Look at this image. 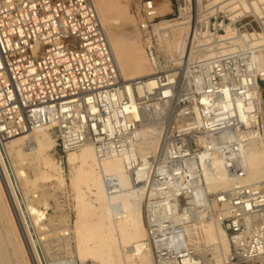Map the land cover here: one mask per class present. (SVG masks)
<instances>
[{
	"label": "built area",
	"instance_id": "obj_1",
	"mask_svg": "<svg viewBox=\"0 0 264 264\" xmlns=\"http://www.w3.org/2000/svg\"><path fill=\"white\" fill-rule=\"evenodd\" d=\"M161 1L133 2L146 58L155 68L154 90L140 97L138 91L146 86V80L128 82L122 77L95 0H0V150L12 137L46 128L55 134V149L63 155L91 145L100 161L122 158L131 175L146 160L140 185L146 189L147 198L140 201L145 206L148 228L154 242L175 239L168 255L160 257L157 248H152L154 261L178 264L175 257L187 254L186 237H183L186 219L175 222L186 211L177 208L184 203L186 194L183 158L196 161L199 154L185 155L180 147L185 127H178L175 113L179 105L171 106L174 74L164 71L160 61L156 25L166 17L159 14ZM251 51L246 46L237 57L243 69L239 71L234 66V70L240 79L233 82L223 79L219 66H215L206 84L197 81L199 98L206 93L212 104L210 109L199 107L198 98L193 108L194 114L199 108L201 128L207 132L213 118L221 115L212 125L217 130L210 134L234 127L246 131L244 136L235 137L236 145L222 139L219 142L222 149L219 157L232 181L230 189L214 201L219 206V214L215 216L220 219L230 243L226 264H264V182H245L247 170L237 163L242 142L264 141V123L249 127L242 121L237 125L236 118L228 119L229 110L224 106V91L235 102L255 91L247 82L251 76H256L262 88L263 73L250 59ZM235 54L227 55L226 60L233 59ZM164 90H169L170 95L163 101L157 95ZM156 104H161L162 111L149 115V108ZM168 111V117L174 115L173 123L177 126L171 137L161 134ZM194 123L189 126L195 127ZM145 127L158 129L157 150L144 151L141 130ZM104 183L110 196L118 193L115 176L104 175ZM223 206L224 216L220 211Z\"/></svg>",
	"mask_w": 264,
	"mask_h": 264
},
{
	"label": "bare ground",
	"instance_id": "obj_2",
	"mask_svg": "<svg viewBox=\"0 0 264 264\" xmlns=\"http://www.w3.org/2000/svg\"><path fill=\"white\" fill-rule=\"evenodd\" d=\"M168 1L167 4L160 6V15L165 11L164 9L168 10L171 8V0ZM193 1V5L197 4L196 6L199 7V10L202 9L203 0ZM224 1L225 0H210L209 6L212 7V5L216 6L219 4L222 6ZM95 3L102 23L107 31L106 25L117 24L116 20L110 18L111 13L114 12V8L109 0H96ZM226 3H230V6L224 9L212 7L209 9L211 11L210 14L215 15L219 12L226 11L231 12L232 15L236 14V17L250 14L253 17H258L257 19L262 20L264 24V0H227ZM235 7L237 8L236 10L233 9ZM195 10L196 9H194L193 12ZM191 15L193 14L191 13ZM244 17L245 16L242 18ZM195 19L196 18H194V20ZM244 21H246V19ZM204 22H206V20ZM209 22H206L207 25ZM258 22L259 21H257V23ZM246 23H248V21H246ZM183 24L184 23L174 26L170 24V21H160L156 25L160 37L162 40L164 38V43L174 49L173 51H167L165 53H169L175 57L176 51L178 55H180V58L175 60L176 62L178 61L177 65H180V61L183 63V54L187 46L189 53H191L189 60L193 57L196 49L202 46L204 47L209 43H211L212 47L219 43L222 46L228 42L233 43L235 40L241 39L251 42V49L253 50L257 47L264 46V30L262 31L260 29L261 32H258L253 29H247L245 33L242 34L237 29L232 28L231 25H223L222 27L225 29L226 34L216 37V34L214 36L209 30L206 32H198L194 21L193 24L191 22V35L190 40L189 37L186 39L189 42L187 43L183 40L185 38L184 36L187 35L185 33L187 30L186 28L181 29L179 39L174 37V29H177L181 25L183 26ZM109 39L118 61L122 77L128 82L137 79L146 80V86L138 91L140 97L146 96L147 93H152L155 87V81L153 79V75L155 74L154 66L151 63L139 65L140 63L138 62L140 61H138L136 57L131 56L124 62L123 56L125 49L123 44L120 42L119 38H114V40H112L109 36ZM212 47L210 49H212ZM143 51L145 54L144 47ZM129 52H131V50ZM262 56L260 59L254 56L253 62L256 64L257 60L260 72L263 73L262 80H264V56ZM187 58L188 57L185 59ZM128 67L131 68L133 73L128 75L129 77L127 78L124 69ZM144 68L147 69L144 70ZM249 80L247 81L248 84L250 82L251 85L255 87V91L247 93L236 102L231 94L224 91V106L229 110V112H227L228 119L236 118L237 125L245 121L247 126L256 127L260 123V117H263L264 114L262 106V88L259 86L256 76H251ZM169 95V90H164L163 93H159L157 96L164 101ZM211 104L210 97L206 93L200 96L199 107L207 106L208 109H210ZM149 109V115L153 113L151 114L153 116L154 113H160L162 111V106L161 104H156ZM198 109L196 108V110H194L196 120L193 124L195 125L194 128L197 129L203 126L201 121L202 117L198 114ZM138 116L140 120H143L141 113H139ZM220 118L221 115L213 118L212 125H214L216 119ZM212 125L208 127V132H215L217 130L213 128ZM158 132V129L153 127H145L141 130L144 151L157 150L156 143L158 141ZM254 133L255 132L252 134ZM214 134L224 141L235 138L232 136L231 129L219 130ZM210 144L211 143L207 145L204 152L199 154L198 161L202 165L209 162L210 167L208 170H205L208 191H219V189L225 191L230 189L232 181L227 173L224 161L216 152H213V147H211ZM28 145H30V147H27ZM54 147L55 140H53L52 134L49 133L48 129L41 128L32 131L28 130L24 134L12 137L7 140L4 149L0 150V218L6 221L7 226L10 224L12 225L13 218H10V208L8 209L6 202H4L5 198L11 206L21 232L20 237L23 239V243L19 241L20 238L16 234L14 227L12 228L11 226L7 230L6 242H1L0 240V264L3 262L4 256L2 254L6 245L12 248L16 258H22L24 264H30V260L34 264H44L45 262H43L42 256L46 257V254H44L45 252L43 253L46 246L43 248L40 236L36 237V232H38L36 227L39 225H36L35 217L39 215V212L34 211L30 213L31 207L29 209L28 205L24 203L28 194L24 195L19 181L23 182L21 184H24L27 188L28 186H34L33 188H35V185L37 187V184L44 180L57 181L60 187H64L66 182L63 177V169L61 166H58V163H56L49 154ZM238 150L240 158L237 160V163L247 170L245 182H264V143L254 140L246 146L241 144V148ZM67 157L69 166L72 169L70 184L75 196L74 200H76L75 206L77 212V220L74 229H69L68 231V233L72 235L71 241L75 249L72 257H70L71 264H85L87 262H92L94 264H155L154 257L151 255L155 247L158 250V256L162 257L164 254L168 255V248L174 244L173 242L175 239L173 237L171 239H156L154 242L148 228L145 212L142 211V214L140 211L142 207L139 197L143 194H147L144 186L140 185V182L144 180L145 176L144 170L147 165L146 160L144 161L143 167H140L136 170L135 174L131 175L128 173L122 158H110L105 161H100L95 149L91 145H85L77 151L69 152ZM27 164L36 171V176L33 180L29 179L30 175L28 176L26 172H24L25 167H22L24 165L28 166ZM104 175L115 176L118 182L116 186L119 187L117 194L113 196L109 195L104 183ZM215 191H213V193H215ZM31 196L32 195L29 194L27 198L31 200ZM199 196L200 194L196 192L195 195L191 197V200L185 204L188 206L186 211L191 210L190 208L195 206L196 199H198ZM33 202L37 203L36 201H32V205H34ZM220 211L222 216H224L225 206H223V209ZM183 218L186 219L185 215L177 216L175 222L180 223V220H184ZM194 221L195 223L191 225L186 223L183 224V237H186L187 254L175 257L178 264H201V262L192 257V255L195 251L202 252L205 251V249L212 251L214 260L217 259L219 264H221L220 261L222 263L226 261L230 252V243L227 233L221 227L218 216L213 215L206 217L202 212H198ZM32 230L35 231V233ZM33 233L36 235L34 236ZM35 237L37 240H35ZM27 258H30V260L28 261Z\"/></svg>",
	"mask_w": 264,
	"mask_h": 264
},
{
	"label": "rangeland",
	"instance_id": "obj_3",
	"mask_svg": "<svg viewBox=\"0 0 264 264\" xmlns=\"http://www.w3.org/2000/svg\"><path fill=\"white\" fill-rule=\"evenodd\" d=\"M96 1V0H95ZM210 0H203L202 3V9L199 10V7H197V4H194L193 0H171L170 1V9H164L165 11L161 15H166L165 18H162L160 21H170L171 25H181L177 29H174V37L176 39H179V33L182 28H186V34L184 37V42H188V37L190 40L191 35V25L193 24V21L196 23V29L198 32H206L207 30L210 31V33L216 37L225 35V29L222 27L223 25H231L232 28L237 29L240 33L244 34L247 29H253L258 32H261V30H264V24L262 20L257 19L258 17L252 16V15H242L237 16L236 14L232 15L231 12H219L218 14L211 15L210 10L212 7H217L218 9H224L228 6H230V3H226L227 0L223 2V7L221 4L219 5H210ZM111 5L114 8V12L111 13L110 18L116 20L117 24L112 25H106L107 31L109 33V36L112 40L114 38H119L120 42L124 46V56L123 61L125 62L126 59L131 57H136V59L140 62L139 65H145L149 62L146 60V54H144L143 51V40L141 36V32L139 30V25L136 17L134 16L133 12V2L134 0H109ZM169 2L168 0H163L159 2L158 7L160 8L161 5L167 4ZM245 2V1H244ZM237 3V1H236ZM187 9V11H186ZM196 9L194 12L193 10ZM236 10L237 8H233ZM191 13L193 15H191ZM201 14V15H200ZM211 15V16H210ZM233 20H232V18ZM194 16V17H193ZM245 16L244 18H242ZM236 17V18H234ZM194 18H196L194 20ZM239 18V19H238ZM201 19V22H200ZM248 23H246V21ZM203 20V21H202ZM209 22L207 25L206 22ZM197 21V22H196ZM253 21V22H252ZM257 21H259L257 23ZM192 22V24H191ZM200 22V23H199ZM250 22V23H249ZM206 23V24H205ZM201 24V25H200ZM247 24V25H246ZM187 25V26H186ZM201 26V27H200ZM208 27V29H207ZM200 29V30H199ZM261 29V30H260ZM178 30V31H177ZM177 32V33H176ZM188 32V33H187ZM228 32V31H227ZM115 35V36H114ZM178 35V36H177ZM113 36V37H112ZM187 36V38H186ZM158 38H161L160 35ZM161 42V43H160ZM262 43V42H261ZM159 45H160V61L161 66L164 71H168L169 74H174V82H175V88L172 93L171 98V106L173 103H176L175 105H179L176 107V118L178 122V127L184 128L182 141L180 143V147L183 151V153L189 154L193 156V154H201L206 150V147L209 143L210 146L213 147L215 152L222 151L221 147L219 146V142L222 141L219 139L215 134H210L205 130V128H194V126H189L190 124L195 122V114L193 113V108L196 107L197 100L199 98L200 89L198 87L197 81H201L202 85L206 84L207 78L211 75V72L215 70V66H219L220 68V75L223 79L228 81H235L239 77V73H237L234 70V66L237 69V66L239 68V71L242 68V62L237 57L241 56V50L244 47L252 48V43L249 41L244 42L241 39L235 40L233 43L228 42L227 44H224L221 46V44H216L212 47L211 43H209L206 46H202L194 51L193 57L189 60L190 54L188 51V46L185 48L184 54H183V63L180 61V65H177L178 61L175 60L180 58L178 55V52L175 51V57L173 55H170L169 53H165L167 51H173L171 47L167 46L164 43V38L162 40L159 39ZM162 46V48H161ZM129 47V48H128ZM212 47V49H210ZM224 47V48H223ZM131 50V52L128 51ZM209 49V51H208ZM234 50L232 52H227L228 50ZM211 51V52H210ZM129 52V53H127ZM209 52V53H208ZM213 52V53H212ZM235 52L236 54L233 55L234 58L227 61V55L232 54ZM136 53V54H135ZM251 57L250 59L253 61L254 56L261 58V56H264V46L263 47H257L256 49H252L251 51ZM168 54V55H167ZM207 54V56H206ZM213 56H212V55ZM177 56V57H176ZM211 56V57H209ZM262 56V57H263ZM188 57L187 59H185ZM186 60V61H185ZM188 60V61H187ZM249 59H247L248 61ZM262 60V59H261ZM185 61V62H184ZM256 60V64H257ZM182 65V66H181ZM258 65V64H257ZM128 67L125 68L126 77L128 78L133 71L131 68ZM148 68V67H147ZM147 68H144L147 69ZM180 69V71H178ZM129 72V73H128ZM179 73L178 75H176ZM240 79V77H239ZM262 93H263V100H262V106L264 109V83L262 84ZM180 102V103H179ZM170 110V109H169ZM169 111L168 115L164 121L163 129H162V136L171 137L173 136V128H177V126L173 123V120L175 119L174 115L170 118ZM260 126L264 123V114L263 117H260ZM174 125V126H173ZM232 136L237 137L239 135L244 136L246 131L245 128H232ZM49 133L52 134L53 140H55L56 136L53 134V132L49 131ZM263 135V133H262ZM245 139V137H244ZM234 140V141H233ZM226 142V141H224ZM235 138L230 139L228 143H232V145H236ZM227 143V142H226ZM248 143V141L242 142V144L245 146ZM264 143V141H262ZM159 140L156 143V148H159ZM170 146H175L174 142H169ZM179 146V144H177ZM27 147H30L28 145ZM156 150V149H154ZM49 154L52 156V158L55 160L56 163H58V166H61L63 169V177L65 179V186L60 187L57 183V181H40L37 184V187L35 185V188L32 186L25 187L24 184H21L23 182L19 181L22 188V192L25 194H28L27 197L32 195L29 198H25L24 203L28 205V208L30 210V213L34 211H38L39 215H36L35 217V223L39 227H36L37 231L36 234L35 231H33L34 236H40V240L42 243V246L44 248L43 253L46 254V257H43L44 264H71L70 257H72L73 253L75 252L74 244L71 241L72 235L68 233L69 229H74L75 222L77 220V212H76V200L74 193L71 188V174L72 169L69 166L68 163V157L67 155L61 154L59 151L55 149V147L49 152ZM219 156V153H218ZM183 162L185 164V173L183 174V183L185 184V196H184V203L180 204V207L178 206V210H181L183 208H187L188 206H185L186 202H189L191 200V197L198 192L200 196L198 199H196V204L194 207H191L189 211H185L183 215H185V222L188 225L195 223V218L198 215V212H202L206 217H210L213 215L219 214V206H215V198L216 196H220L221 193L227 191H221L222 189H219V191H208L207 188V181L205 176V170L209 169V162H207L205 165H202L198 160H190L188 157L183 158ZM28 165V164H27ZM22 166L24 168V172L30 177L29 179L33 178L35 179L36 171L34 168L30 166ZM23 169V168H22ZM26 169V170H25ZM28 169V171H27ZM32 169V170H31ZM25 187V188H23ZM27 188V189H26ZM28 190V191H27ZM31 192V193H30ZM34 196V197H33ZM21 198V197H20ZM145 201L147 198L146 195H141L139 197ZM4 198V202H6V205L9 209V215L12 219V225L10 224L7 226V223L4 219L0 218V240L1 242H6V234L7 230L12 226L14 227V230L16 231V234L19 236V241L23 243V239L20 237L21 232L19 230V227L17 225L16 218L12 212L11 206L8 202V200ZM23 201V199H22ZM32 201H36L37 203H34L32 205ZM138 201V200H137ZM31 203V204H30ZM45 203V204H44ZM30 204V205H29ZM9 205V206H8ZM24 205V204H23ZM131 206V205H129ZM142 210L140 209L141 213L142 211H145V206H142ZM143 214V213H142ZM182 214V213H180ZM12 215V216H11ZM35 216V215H34ZM39 216V217H38ZM14 220V221H13ZM194 221V222H193ZM14 222V223H13ZM7 226V227H6ZM17 229V230H16ZM35 237V240L37 238ZM71 241V242H70ZM46 243V244H45ZM25 245V242H24ZM71 245V246H70ZM207 251V252H206ZM200 252V253H199ZM41 253V251H40ZM152 253V252H151ZM206 253V254H205ZM208 253V254H207ZM3 262L1 264H24L22 258L18 259L13 254V250L10 246H7L4 248V252L2 254ZM42 255V254H41ZM153 256V254H151ZM205 257H204V256ZM154 257V256H153ZM192 257L196 258L201 264H219L218 260H214V255L212 251L206 250L205 251H195L192 255ZM205 258V260H204ZM28 259V258H27ZM30 258L28 259V261ZM205 261V262H204ZM209 261V262H208ZM216 261V262H215ZM211 262V263H210ZM221 264H226L227 260L223 263L220 261ZM30 264L32 261L30 260ZM85 264H94L92 262H87Z\"/></svg>",
	"mask_w": 264,
	"mask_h": 264
}]
</instances>
